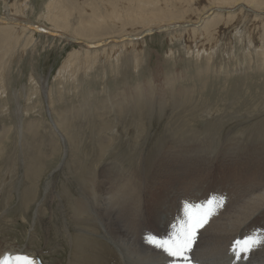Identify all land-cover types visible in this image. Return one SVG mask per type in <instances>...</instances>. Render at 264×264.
I'll return each mask as SVG.
<instances>
[{
	"label": "rangeland",
	"instance_id": "1",
	"mask_svg": "<svg viewBox=\"0 0 264 264\" xmlns=\"http://www.w3.org/2000/svg\"><path fill=\"white\" fill-rule=\"evenodd\" d=\"M116 2L119 0H54L51 9H57L61 14L59 24L65 26L70 33L101 37L121 31V24L124 23L117 24L113 19L105 18V23L93 22L94 15L104 16L109 9L118 6ZM149 2L155 3L150 9L147 8L149 11L161 8L165 3L164 0ZM49 3L50 0H28V11L22 19L50 29L49 23L42 18L46 15ZM205 3L206 0H195L190 5V13L196 14ZM3 7L4 2L0 0V16L6 15ZM170 11L176 17L182 15V8L176 4ZM243 11L249 14L247 10ZM163 13L164 11L157 10L156 16L160 17ZM221 14L233 13L226 11ZM211 17L205 19L211 20ZM209 22L211 23L204 25L203 29L201 25L191 26L156 33L139 41L130 39L132 41L109 42L96 49L81 44H68L39 32L33 33L34 37L15 33L0 35L2 251L5 247L13 246L29 250L24 256L34 253L36 259L42 263L67 264V237L69 233L74 234L67 225L71 224L69 203L78 190L79 180L83 179V175L91 178L93 173L97 174L96 170L100 166L104 169L108 164H116L118 161L126 170L134 162V149L138 154L135 158L139 162L140 158L143 159L140 163L141 169L149 173L151 179L158 173L166 178L170 174L177 177L180 171H184L189 181L203 180L208 183L197 195L187 191L181 192L178 198L177 193L172 190L154 191L155 199L160 196L158 203L162 209L166 213L176 214V221L168 222L169 226L163 232L160 226L154 230L151 219L144 216L146 224L142 226L141 221V228H138L145 244L152 246L146 241L148 236L159 240L172 235L173 225H178V221L183 218L182 208L185 201L197 205L205 204V211L210 210L212 214L207 217L201 229L197 230V241H194L191 252L187 254L190 256L188 264H235L237 261L233 259L231 249L236 241H243L253 234H259L264 239L263 213L252 219L246 232H233L234 239L230 235L226 240L227 248L223 252L210 250L207 246L213 234L217 231L220 233L218 229L222 232L229 230L226 225L231 220L234 221L231 216H235L231 207L240 204L237 201V205L235 203L232 206L230 202L234 203L239 194L245 192L243 190H248L255 184L253 176L260 174L257 166L264 170L263 162L253 161L254 157L250 155L251 158L246 159L249 162L242 159L244 165L225 162L222 167L221 163H215L213 168L216 170L211 175L202 173L203 168H208V163L200 162L199 166L196 164V168L193 165L183 168L182 162L166 159L167 154L157 156L159 151H171L173 148L169 147L180 144L186 146L187 142L195 139V144L207 146L211 155H216L219 148L224 147L222 153H228L229 155H225L234 160L236 154L238 155L235 150L242 153L246 146L264 143V140L250 136L264 128V28H252L243 23L235 30L229 28L220 34L223 39L215 42L218 30L226 28L222 24L214 23V20ZM190 28L198 31L202 29L206 33L205 42L202 43L199 37L192 45L195 48L185 45V33H181L180 38L167 35ZM143 30L127 33V36H138ZM140 42L138 49H123L114 55L85 52L86 48L89 52H95L112 43L121 46ZM53 126H58L59 133ZM202 151L205 152L204 149ZM157 159H160L159 162ZM99 160L103 162L100 163ZM249 180L251 181L248 182ZM81 187L83 189L85 184ZM257 193L259 192L255 194ZM234 196L236 198L232 200ZM210 200L212 203L208 204ZM37 215L39 223L36 222ZM57 228L61 230L58 232ZM146 229L151 234L148 235ZM255 249L249 253L252 256L247 255V260L241 259L237 263L264 264V245ZM158 255L164 256V262L170 264L171 258L166 253ZM156 260L158 258H148L145 264H156Z\"/></svg>",
	"mask_w": 264,
	"mask_h": 264
},
{
	"label": "bare ground",
	"instance_id": "2",
	"mask_svg": "<svg viewBox=\"0 0 264 264\" xmlns=\"http://www.w3.org/2000/svg\"><path fill=\"white\" fill-rule=\"evenodd\" d=\"M15 1L16 0H14V1L13 0H3V2H4L3 9L6 12V15L0 16V18H1L0 19V21H1L0 31H2V32H0V35L15 33L18 35L27 34L30 37H34L33 33H35V30H38L39 28H44V27L35 25L34 23H30V22L22 19L23 18L22 16H25V13L28 11V7H29L28 0H21V2H15ZM53 1L54 0H50V3L47 6L46 15L42 16V18H44L49 23L50 29H48V30L51 32H54V33H60L63 36L70 38L71 40L81 42V43H88V44L106 42L107 40H113V39H115V40L119 39L120 40L121 38L127 36L128 35L127 33H138L142 29H144L143 32H145L147 30H154V29L156 30V29H161V28H168V27H173V26L178 25V24H189V25H193V26H197L198 24H200L202 26V29H203L204 25L207 26V25H209V23H211V22H209L211 20H214V23H217L218 25L222 24V26L226 28V29H223L222 31H220V29L218 30V34H216L215 39H214L215 42H217L218 40L221 41V39H223V37L220 38V34H223L229 28H233L235 30L238 28L239 25H241L243 23H245V25L249 24V26H251L252 28H258V27L264 28V0H206V3L197 11L196 14L190 13L191 12L190 5L195 0H164L165 3L163 5H161V8H154L155 10H151V11H149L150 6L154 5L155 3H151V2H149V0L148 1H145V0H119V2H116V4L118 6H114L113 8L109 9V11H107L104 16L99 15V14L94 15L95 17L93 19L94 20L93 22L105 23V21H106L105 18L113 19L114 20L113 22H116L117 24L124 23V24H121V27H122L121 31L119 33H111V34L102 35L101 37H90V36L85 35L83 33H81V34L70 33L71 31L69 32L65 26H62L61 24H59V20H61V14L59 12H57V9H51V4L53 3ZM175 4L182 8V13H181L182 15L180 17H176V15L172 14L170 11L171 8H173V6ZM148 7H149V9H147ZM152 9H153V7H152ZM157 10L164 11V13H166V14L163 13V15L160 17L156 16ZM243 10H247L249 14H245V12ZM147 11H149L148 14H147ZM226 11L232 12L233 14H229V15L221 14V12H226ZM210 12H212V13L210 14ZM148 15H153V16L149 17ZM207 17L209 19L211 17L212 19L206 20L205 18H207ZM203 19H205V20H203ZM11 24H13V25H11ZM230 24H231V27H229ZM15 25H19V27L15 26ZM18 28H21L23 30H19ZM202 29H200V31H198V30H195V28H190L188 30L177 31L175 33H171V34H167V35H173L175 38H180V37H182L181 33H185V34H187L186 38H184L185 39V45L188 44L187 45L188 48H192V47L195 48L196 46H192V45L195 43V41L199 37H201L200 39H201L202 43L205 42L206 33H204ZM25 30L30 31L31 33L27 32ZM36 32H39V31H36ZM239 36H241V35H239ZM248 39H250V35L248 36ZM258 41L260 42V40H258ZM257 42H255V43H257ZM140 45H141V42L140 43L122 44L121 46H116L114 43H112L111 45L107 46V48H103V49L97 50L95 52H89L87 50V48L85 49L86 51L85 50L84 51L86 53H90V54H94V55L97 54L98 52L107 53V54L111 53V55H114V54L118 53V51H122L123 49L131 48L133 50L134 49L136 50V49H138V47H140ZM81 48H79V49H81ZM88 48H90V47H88ZM202 48H203V46H202ZM202 48H201V50H203V52H204L205 50ZM254 51H257V50L254 48ZM98 54H100V53H98ZM262 55H264V54H262ZM192 117H194V112L192 113ZM53 127L59 133L58 126H56V127L53 126ZM250 136L252 138H258V139L264 140V128L261 130H258L256 133L250 134ZM185 139H187V138H184V140ZM194 141H195V139L191 140L190 142H187L185 144L186 146H184L183 144L182 145L176 144L177 147H175V145L171 146V147H169V149L173 148V149H170L171 151H167V150L159 151L157 156L167 154L166 159L172 158L173 161L182 162L183 168H186L187 165H193L196 168V164L198 165V163H200V162L208 163V165H209L208 168L207 169L203 168L202 173L205 172V173H208L211 175H213L215 170H216L215 168H213V166H215L214 165L215 163H221L220 165H222L225 162H231V163H237V164H241V165L243 164L244 165L245 162L242 161V159L246 160L247 158H251L250 155L254 157V158H252L253 161L256 160L258 163L260 161V162H263V164H264V143H256L255 145H253L251 147L246 146L245 148H243L242 153H239L237 150H235L238 153V155L236 154L235 159L233 158L234 160H232V159H229L225 155L228 153H225V152H224L225 154L222 153V151L224 150V147L221 148L219 146L220 151L218 150L216 155H211V152L208 153V151L210 149L207 146L197 145V144H195ZM171 143H172V141H171ZM172 144H174V143H172ZM225 144H226V142H225ZM244 145H245V143H244ZM138 148H140V147H138ZM226 148H228V147H226ZM111 149H113V148H111ZM111 149H109V150H111ZM201 149L202 150L204 149L205 152H203ZM230 149H232L231 146H230ZM134 152L137 154V151L135 149H134ZM150 152H151V150H150ZM230 152H231V150H230ZM201 153L203 155H201ZM98 154H100V153H98ZM136 154H133V156H134L133 164L134 165L132 164L133 166L131 165L126 170H124L122 163L120 161H118L119 163H116V164L115 163L108 164L106 167H104V169L101 166L99 168L97 167L98 169L96 171H97V174H99V176H97V174H94L92 172L93 175L91 178L89 177L90 179L87 178V176L83 175V179L81 178L79 180L80 185L77 187L78 190L76 189L77 192L74 195V199L71 200V202L69 203V206H70V213H69L70 219L69 220H70L71 224L69 226V224L67 223V225H68V228H71V231H73L74 234L72 235L69 233L68 237H67V239H68L67 245L68 246H66V249H65L66 251H68V256H67L68 258L66 259L67 264H145V261L151 257H154L156 259L158 258V260H156V262H155L156 264H166L167 263V262L166 263L164 262V258H163L164 256L162 257L161 255H158V254H161L164 252L161 249L154 247L153 245L150 246V245H148V243L145 244L144 243L145 241L142 240L141 236L139 235L140 229L138 227L141 226V225L139 226V222L142 221V226L144 224H146L145 223L146 221L143 220L144 216L146 217V219L147 218L151 219V224H152L151 226L153 227L154 230H155V228H157V226H160L161 230L163 231V229H165L167 227L168 222L176 221V218H175L176 214L173 215L171 213H166V211H164L162 209V206L160 205V203H158V199L160 196L158 195V197L155 199L156 196L155 197L153 196L154 191H156V190H159V191L163 190L164 191L165 189H167L169 191L172 190V191H175L177 193L176 198H178L179 194L181 192H187V191H192V192H194V195H197L198 191L202 190V188H204L205 185L207 186L208 183L206 181L203 182V180H201V181L196 180L194 177H193L194 180H196L197 182H195V181L191 182L188 180L184 171L183 172L180 171L179 172L180 175L178 174L179 176H177V177L172 176L170 174V175H167L168 177L162 178L161 176H163V175L158 173V174L154 175V177L151 179V177L148 175L149 173L147 174L146 172H144L143 169H141L140 163L143 161V159L140 158V162H139V159L135 158V156H138V154L137 155ZM103 155H105V154H103ZM145 155H147L146 152H145ZM233 156H234V154H233ZM145 158H147V157H145ZM155 160H156V158H155ZM159 160L157 159L158 162H159ZM168 160H171V159H168ZM101 161H100V163H101ZM246 162H249V161L246 160ZM143 163H145V161ZM162 164L163 163H161V165ZM168 164H170V163H168ZM173 164H172V166H173ZM256 165H257V163H255V166ZM156 166H157V164H156ZM166 166H167V164H166ZM222 167H223V165H222ZM257 168H259L260 174H258V176H256V177L253 176L252 180L255 182V184L251 185L252 187L249 186L251 188H249V189L247 188L248 190H243L245 192L242 195L239 194V197L237 200H235L236 197L234 196L232 198V200H235L234 203L230 202V205L232 204V206L237 201H239L238 203H240V204H238V206L234 207V208L230 206L232 208L235 216H231V217H233L232 219H234V221L231 220L230 224L226 225L229 230L227 232H222L220 229H218L220 231V233L217 231L218 233L216 232V234H213V237L211 238L210 242L209 241H208V243L206 242L208 244L207 246L209 247L208 249H210V250L217 249L220 252H223L225 250L226 245H227L226 240L229 239L230 235L232 237L233 232H240V231L246 232L245 230L251 224L252 219L258 218L261 214L264 213V170H262L261 167H259V166H257ZM263 169H264V167H263ZM161 170H163V169H161ZM171 170H173V169H171ZM175 170H177V169H175ZM60 171H58V173ZM93 171L95 172V170H93ZM155 171H156V169H155ZM165 171H166V169H165ZM56 173L54 174V176H56ZM174 174H176V173H174ZM101 175H104V177L102 178ZM223 175H226V174L224 173ZM247 178L249 179L248 176H247ZM68 181H70V179ZM250 181L251 180H249L248 182H250ZM83 184H85V187L82 189L81 186ZM241 186H242V184H241ZM154 187H156V188H154ZM30 188L32 190V187H29V189ZM31 190H30V192H31ZM256 192H259V193L255 194ZM73 193H75V192H73ZM153 198L157 201L153 200ZM169 198H170V196H169ZM166 201H168V200H166ZM161 203H162V200H161ZM166 203H168V202H166ZM175 205H176V202H175ZM236 205H237V203H236ZM167 208H169V207H167ZM57 210H59V208ZM221 212L222 211H220V215L222 214ZM230 212H229V214H230ZM213 215H214V213H213ZM179 217H181V216H179ZM217 218H220V217H217ZM39 220L40 219H38V215H37L36 216V222L38 221L37 223H39ZM209 220H211V219H209ZM209 220H208V222H209ZM212 220H213V218H212ZM206 221H207V219H206ZM222 221H224V220H222ZM227 222H229V219ZM209 223H211V222H209ZM72 225H75V227H73ZM52 226H54V222H53ZM68 228L66 227V232H68ZM199 229H201V228H199ZM207 229H208V227H207ZM57 230L59 232L61 229L59 230V228H57ZM146 233L148 235L151 234L148 229H146ZM209 236H211V235H209ZM209 238L207 240H209ZM163 239H168V238H163ZM200 239H201V237L199 238V240ZM146 241H147V239H146ZM195 241H197V240H195ZM228 245H230V244H228ZM195 246H196V244H195ZM201 250H202V248H201ZM262 250H261V252H262ZM28 251H25L23 249H17V248H14L13 246H8V247H5L3 249V251L2 250L0 251V260H2L6 256H10L13 258H15L17 256H24L25 253H27ZM189 252H191V251H189ZM197 252L199 253V251H197ZM7 253H10V254H7ZM257 253H259V251ZM250 254H251V252H250ZM250 254L248 255V257L252 256ZM255 255H256V252H255ZM199 256H201V254ZM202 256H204V254ZM257 256H259V255L257 254ZM28 257H30L31 259L36 261V255L34 253L28 255ZM225 257H228V256H225ZM196 258H198V257H196ZM194 259L192 261H194ZM210 260H211V258H210ZM225 260H226V258H225ZM227 260H228V258H227ZM254 260H256V259H254ZM231 261H232V259H231ZM200 262H202V261H200ZM226 262H229V261H226ZM42 264H45V263H42ZM223 264H224V262H223ZM245 264H247V263H245Z\"/></svg>",
	"mask_w": 264,
	"mask_h": 264
},
{
	"label": "snow or ice",
	"instance_id": "3",
	"mask_svg": "<svg viewBox=\"0 0 264 264\" xmlns=\"http://www.w3.org/2000/svg\"><path fill=\"white\" fill-rule=\"evenodd\" d=\"M212 201H208L211 204ZM205 204H194L185 201L183 204V218L179 220L178 225H173L174 232L168 239H156L148 236L147 240L154 247L161 249L171 258L170 264H188L189 257L187 253L195 241L197 230L203 226L211 211H205ZM264 244L259 234H253L243 241H236L232 246V254L235 261L246 259L248 253L254 248ZM0 264H35V261L28 256H17L15 258L6 256L0 260Z\"/></svg>",
	"mask_w": 264,
	"mask_h": 264
},
{
	"label": "water",
	"instance_id": "4",
	"mask_svg": "<svg viewBox=\"0 0 264 264\" xmlns=\"http://www.w3.org/2000/svg\"><path fill=\"white\" fill-rule=\"evenodd\" d=\"M0 23H1V21H0ZM191 26H193V25L178 24V25H175L173 27H168V28H161V29H156V30L155 29L154 30H147L145 32H142L138 36H135V37L125 36V37L121 38L119 41L113 39V40H107L106 42H100V43H96V44H88V43L77 42V41L71 40L70 38H68L66 36H63L60 33H54V32L49 31L48 29H45V28H39L38 30H35V32L39 31V33H42L43 35L49 36L51 38H58L60 40H63L65 42H67L68 44H81V45L86 46V47L96 48V47H101V46H103V45H105V44H107L109 42L132 41L130 39H136L135 41H137V40H140V39H142V38H144L146 36H150V35H153V34H156V33L168 32V31L177 30V29H184V28H188V27H191ZM198 26H200V24H198L197 26H193V27H198ZM35 264H42V263H41V261L39 259H36Z\"/></svg>",
	"mask_w": 264,
	"mask_h": 264
}]
</instances>
